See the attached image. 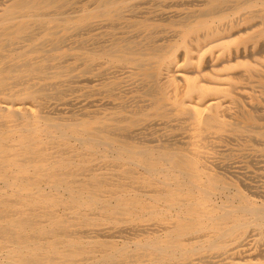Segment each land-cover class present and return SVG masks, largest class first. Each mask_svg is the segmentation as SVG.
I'll use <instances>...</instances> for the list:
<instances>
[{
    "label": "bare ground",
    "instance_id": "bare-ground-1",
    "mask_svg": "<svg viewBox=\"0 0 264 264\" xmlns=\"http://www.w3.org/2000/svg\"><path fill=\"white\" fill-rule=\"evenodd\" d=\"M0 264H264V0H0Z\"/></svg>",
    "mask_w": 264,
    "mask_h": 264
},
{
    "label": "rangeland",
    "instance_id": "rangeland-1",
    "mask_svg": "<svg viewBox=\"0 0 264 264\" xmlns=\"http://www.w3.org/2000/svg\"><path fill=\"white\" fill-rule=\"evenodd\" d=\"M255 181L258 182V183L255 182L256 184H258V185H262L261 182H260V180H256V179H255ZM256 263H257V262H256Z\"/></svg>",
    "mask_w": 264,
    "mask_h": 264
}]
</instances>
